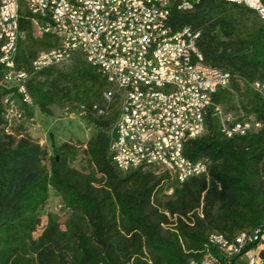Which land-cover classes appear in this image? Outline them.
Segmentation results:
<instances>
[{
	"label": "trees",
	"instance_id": "trees-1",
	"mask_svg": "<svg viewBox=\"0 0 264 264\" xmlns=\"http://www.w3.org/2000/svg\"><path fill=\"white\" fill-rule=\"evenodd\" d=\"M26 17L17 54L34 102L26 118L34 117L35 108L53 116L55 108L102 105L109 86L83 59L66 69L33 70V61L55 49L57 39L35 37ZM170 21L175 28L200 31L205 64L231 75V89L218 91L214 103L236 116L254 117L261 130L227 138L209 117L206 134L185 147L190 160L209 162V173L178 185L153 168L122 174L110 153L116 115L89 117L97 132L75 168L79 146L65 143L50 155L17 130L7 131L9 91L0 85V264H190L216 254L208 242L213 233L232 240L264 230V96L254 88L264 84V22L248 7L219 0H200ZM165 186L173 193L160 212ZM52 191L69 216L61 221L49 213L44 223ZM232 264L248 263L236 257Z\"/></svg>",
	"mask_w": 264,
	"mask_h": 264
},
{
	"label": "built area",
	"instance_id": "built-area-1",
	"mask_svg": "<svg viewBox=\"0 0 264 264\" xmlns=\"http://www.w3.org/2000/svg\"><path fill=\"white\" fill-rule=\"evenodd\" d=\"M184 1L195 0H0V23H6V31H0V43H7V50L0 52V85L9 91L4 100L7 131L25 121L27 108H34L26 86L28 72L17 65L19 43L25 37L20 22L27 16L35 37L50 34L57 39L55 49L33 61L34 71L61 67L80 55L108 84L102 105L67 107L64 116L88 119L115 114L110 136L113 162L124 163L128 174L153 168L176 183L189 171L208 175L207 160L183 162L178 155L181 136L198 130L194 124L198 105H207L215 120L225 115L233 125L262 128V123L214 103L218 91L231 89L232 77L205 64L198 47L200 31L175 28L173 21H167V14L178 13ZM239 1L264 18V11L250 1ZM4 35H11V42H4ZM104 49H115V56H104ZM254 88L264 96V84ZM125 116L138 118V131L132 135L124 134ZM162 151H170L171 162H164ZM170 164H177V171H170ZM213 248L216 254L209 252L190 264H232L236 257L264 264L260 258L264 230L239 241L224 235L221 247Z\"/></svg>",
	"mask_w": 264,
	"mask_h": 264
},
{
	"label": "rangeland",
	"instance_id": "rangeland-1",
	"mask_svg": "<svg viewBox=\"0 0 264 264\" xmlns=\"http://www.w3.org/2000/svg\"><path fill=\"white\" fill-rule=\"evenodd\" d=\"M76 59H81L80 55H75L74 58L67 64L61 66V69H66ZM5 88V85H1ZM7 89V88H5ZM23 136L29 137L35 143L40 144L42 147H46L53 155L54 148L59 147L65 143H69L80 147V155L73 163V167L80 168L82 160L81 151L83 146L91 139V137L97 132L96 127L91 124L87 119L69 118L64 116V109L55 108L54 114L44 115L37 108L34 109V117L30 119L28 116L18 127L14 128ZM173 191L170 193V189L166 186L164 190L159 194V203L157 204L160 212H164L166 204L170 202ZM57 215L61 221H65L69 216V211L66 210L62 204V200L55 192H51V198L48 205L43 210L42 219L45 223L47 214ZM170 221L174 219L170 217ZM168 228L173 227L168 225Z\"/></svg>",
	"mask_w": 264,
	"mask_h": 264
},
{
	"label": "bare ground",
	"instance_id": "bare-ground-1",
	"mask_svg": "<svg viewBox=\"0 0 264 264\" xmlns=\"http://www.w3.org/2000/svg\"><path fill=\"white\" fill-rule=\"evenodd\" d=\"M200 0L195 1H184V6L182 8H179V12H184L193 9ZM228 2L230 4H236L240 6L248 7L252 10H254L258 16L262 19L264 22V18L259 14V10L254 9L246 2H240L239 0H219ZM250 1L251 4H254L258 7V9L264 11V5L262 4V1L260 0H246ZM173 14H167V21L171 20V17ZM0 31H6V23H0ZM4 42H11V35H4ZM7 50V43H0V52H5ZM104 56H115V49H104ZM210 117V109L207 107V105H198V109L196 114H194V124H198V130L194 132L193 134H183L181 136V142L180 146L178 147V155L179 158L183 162H195L197 160H190L185 155V147L187 141L196 140L200 137H202L207 132V121L209 122L208 118ZM216 122L218 125V129L222 130L223 132L227 133V138H235V137H244L249 134L258 133L261 128L258 126H253V124H238L233 125L232 123H228V117L225 115H218L216 117ZM123 124H124V134L125 135H132V131H138V118H132V116H125L123 117ZM162 158L164 162H171V154L170 151H162ZM117 169L122 174H128V168L124 166V163L121 162H114ZM170 171H177V164H170ZM203 176V170H193L188 172V177H182L177 179V184L181 185L190 180L191 178H198ZM259 230V229H258ZM258 230L252 232V233H241L237 235L232 241H239L243 238L247 237H253L256 233H258ZM221 237H224V235L219 233H213L208 237V242L210 245H213L215 247H221Z\"/></svg>",
	"mask_w": 264,
	"mask_h": 264
}]
</instances>
